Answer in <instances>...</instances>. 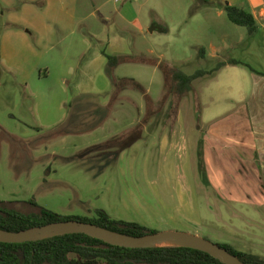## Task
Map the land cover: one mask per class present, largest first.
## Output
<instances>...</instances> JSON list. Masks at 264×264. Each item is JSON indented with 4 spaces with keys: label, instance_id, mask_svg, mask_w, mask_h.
Wrapping results in <instances>:
<instances>
[{
    "label": "rangeland",
    "instance_id": "rangeland-1",
    "mask_svg": "<svg viewBox=\"0 0 264 264\" xmlns=\"http://www.w3.org/2000/svg\"><path fill=\"white\" fill-rule=\"evenodd\" d=\"M245 1L79 0V28L93 33H86V45L75 41L67 63L47 56L25 82L0 56V200L34 201L64 216L93 217L103 209L157 232L190 233L214 243L235 242L234 230L252 238L263 233L258 238L264 239V197L246 178L248 167L238 153L237 143L249 138L241 129L245 118L220 98L211 73L230 57L263 66L264 30L252 38L225 9ZM156 23L161 29L151 33ZM4 26L0 17V36ZM120 38L132 40L131 47H122ZM98 50L103 69L94 64L95 83L79 96L71 72ZM106 54L127 57L115 67L116 79L138 82H123L113 100ZM166 66L209 73L181 94L166 82Z\"/></svg>",
    "mask_w": 264,
    "mask_h": 264
},
{
    "label": "crops",
    "instance_id": "crops-1",
    "mask_svg": "<svg viewBox=\"0 0 264 264\" xmlns=\"http://www.w3.org/2000/svg\"><path fill=\"white\" fill-rule=\"evenodd\" d=\"M0 4L3 10L0 17L4 19L5 24L0 36V56L5 67L15 72L17 78L25 80V82L36 76L47 56L60 65L67 63L70 48L75 41L86 45L89 41L86 33H93L90 30L85 32L79 28V0H0ZM231 5L237 6L236 4ZM244 5L240 8L255 16L258 31L264 30V0H246ZM137 21L138 18L135 17L131 23L136 24ZM155 25L158 27L153 28L154 24L149 27L151 33L161 29L159 24ZM152 28L153 31H151ZM163 31L169 32V29L165 28ZM140 32L143 33L144 30L141 29ZM29 33L35 36V41ZM257 34H252L251 37L254 38ZM259 34L264 40V33ZM96 38L100 41V36L96 35ZM100 42L102 45H107V48L111 44V41L107 39ZM125 42L129 46L132 45V40L120 38L119 44L122 47ZM59 47L60 50H58ZM252 48L253 43H250L246 49L252 50ZM125 52L128 53L127 50L120 51V53ZM100 53L98 50V53L87 61L86 58H82L76 65L74 75L71 72V76H73L71 84L79 96H86L90 93V86L95 83L96 79L94 80L92 75V72L96 70L94 64L99 62L100 69H103L104 58ZM260 54L263 66L258 69L246 59L236 57L224 59L223 61L236 59L245 62L256 71L243 65L228 64L216 72V86L222 92L220 98L228 99L231 109L237 106L240 110V117L245 118L247 126L241 129L245 135L248 134L249 138L246 136L247 139L243 138V141L237 143L240 146L238 153L242 157L244 165L248 167L245 172L246 178L250 179L251 183L252 180L256 183L264 197V44ZM102 72L99 70L98 73ZM68 77L70 76L68 75ZM66 83H70L69 80ZM107 114L108 111L106 115H102V118L106 119ZM224 114H215L211 120H217ZM207 133H212V128ZM233 235L238 240L232 243L225 242L226 244H231L238 250L264 257V239L258 238L263 233L255 234V237L252 238L242 236L234 230ZM239 237H243L244 241Z\"/></svg>",
    "mask_w": 264,
    "mask_h": 264
},
{
    "label": "trees",
    "instance_id": "trees-1",
    "mask_svg": "<svg viewBox=\"0 0 264 264\" xmlns=\"http://www.w3.org/2000/svg\"><path fill=\"white\" fill-rule=\"evenodd\" d=\"M226 12L230 20L238 25L246 26L250 34L258 31L255 16L238 6L227 4ZM109 61V74L116 86L112 100L123 88V82L134 79H116L113 76L115 67L127 59L125 56L106 54ZM135 60V59H131ZM129 60V61H131ZM243 65L256 71L249 64L231 59L221 61L211 72L216 73L222 67ZM166 82L181 94L191 91L193 81L209 72L199 70L187 74L181 70L165 67ZM138 83V82H137ZM112 102V101H111ZM64 220H80L110 231L140 237L157 231L149 229L138 222L113 218L106 210L99 209L93 217L64 216L55 211L38 205L34 201L15 202L0 200V230L19 232L36 226ZM232 254L238 256L246 264H264V257L236 249L231 244L217 243ZM0 264H225L220 259L199 249L188 246H162L130 248L112 245L99 238L82 232H70L49 236L42 239L24 242L0 241Z\"/></svg>",
    "mask_w": 264,
    "mask_h": 264
},
{
    "label": "water",
    "instance_id": "water-1",
    "mask_svg": "<svg viewBox=\"0 0 264 264\" xmlns=\"http://www.w3.org/2000/svg\"><path fill=\"white\" fill-rule=\"evenodd\" d=\"M153 28H156V27L154 26ZM153 28L151 29V31L154 30ZM98 228H102V227H99V226H96L90 223H85L80 220H64V221H57V222L49 223L46 225L36 226L31 229H26V230L14 232V233L0 230L3 232L0 234V241L16 243V242L37 240V239H34V237L37 235H41L44 233H50V232H54L58 230H66V229H70L71 230L70 232L86 233L88 235L99 238L112 245H118V246L130 247V248L153 247L151 246V244L157 240H160L166 237H175V238L185 239L186 241L195 244L193 248H199L213 255L214 257L220 259L225 264H246L238 256L232 254L227 249L221 247L217 243H214L206 238H203L198 235L190 234V233L165 231V232L149 233L147 235L140 236V237H130V236L122 235V234L106 229L110 232H113L119 235V236H111V235H108L106 233L99 231ZM70 232H66V233H70ZM59 234H63V233H59ZM54 235H57V234H54Z\"/></svg>",
    "mask_w": 264,
    "mask_h": 264
},
{
    "label": "bare ground",
    "instance_id": "bare-ground-1",
    "mask_svg": "<svg viewBox=\"0 0 264 264\" xmlns=\"http://www.w3.org/2000/svg\"><path fill=\"white\" fill-rule=\"evenodd\" d=\"M98 230L103 232V233H106L108 235H111V236H119L118 234L110 232V231L103 229V228H98ZM70 231H71L70 229H66V230H58V231H54V232H50V233H44V234L35 236L34 239H42V238L49 237V236L54 235V234L66 233V232H70ZM1 233H3V232L0 231V234ZM151 246H153V247H162V246H190V247H193V246H195V244L190 243V242L186 241L185 239H181V238L166 237V238H162L160 240L153 242L151 244Z\"/></svg>",
    "mask_w": 264,
    "mask_h": 264
},
{
    "label": "built area",
    "instance_id": "built-area-1",
    "mask_svg": "<svg viewBox=\"0 0 264 264\" xmlns=\"http://www.w3.org/2000/svg\"><path fill=\"white\" fill-rule=\"evenodd\" d=\"M117 1H119V2H120V1H123V0H117Z\"/></svg>",
    "mask_w": 264,
    "mask_h": 264
}]
</instances>
